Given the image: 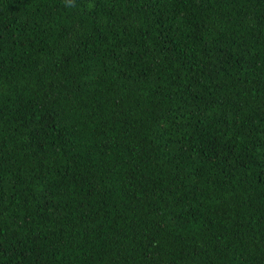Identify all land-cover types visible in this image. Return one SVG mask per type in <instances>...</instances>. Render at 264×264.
I'll use <instances>...</instances> for the list:
<instances>
[{
    "label": "trees",
    "instance_id": "trees-1",
    "mask_svg": "<svg viewBox=\"0 0 264 264\" xmlns=\"http://www.w3.org/2000/svg\"><path fill=\"white\" fill-rule=\"evenodd\" d=\"M0 264H264V0H0Z\"/></svg>",
    "mask_w": 264,
    "mask_h": 264
},
{
    "label": "clouds",
    "instance_id": "clouds-1",
    "mask_svg": "<svg viewBox=\"0 0 264 264\" xmlns=\"http://www.w3.org/2000/svg\"><path fill=\"white\" fill-rule=\"evenodd\" d=\"M69 6H71V5H69Z\"/></svg>",
    "mask_w": 264,
    "mask_h": 264
}]
</instances>
